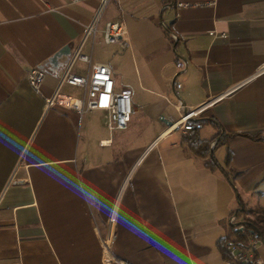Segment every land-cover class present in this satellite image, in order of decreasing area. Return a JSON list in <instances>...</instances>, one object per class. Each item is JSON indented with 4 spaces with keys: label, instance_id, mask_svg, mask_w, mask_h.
<instances>
[{
    "label": "crops",
    "instance_id": "crops-1",
    "mask_svg": "<svg viewBox=\"0 0 264 264\" xmlns=\"http://www.w3.org/2000/svg\"><path fill=\"white\" fill-rule=\"evenodd\" d=\"M178 1L110 0L99 27L119 22L126 43L93 59L100 31L81 47L131 91L134 118L110 131L101 110L46 105L69 58L52 56L72 53L99 0H0V264H230L220 246L239 230L237 202L264 194V139L243 135L264 138V0ZM73 87L58 90L81 97ZM199 106L201 127L184 132L183 109Z\"/></svg>",
    "mask_w": 264,
    "mask_h": 264
},
{
    "label": "built area",
    "instance_id": "built-area-1",
    "mask_svg": "<svg viewBox=\"0 0 264 264\" xmlns=\"http://www.w3.org/2000/svg\"><path fill=\"white\" fill-rule=\"evenodd\" d=\"M70 1L75 3L79 0ZM109 2L110 0H99L98 6L92 14L90 21L83 26L82 35L70 54L59 77L57 89L46 98V105L65 106L75 110L79 114H83L88 110H101L104 112L105 125L110 131H113L125 129L131 121L132 114L135 112L131 102V91L126 88L116 90L111 75V68L107 64L91 63V56L81 52V47L84 42L90 39L93 45L100 31L102 32V40L104 43H126V31L119 22L107 21L102 30L99 27L101 17ZM215 4L216 0H198L193 2L181 0L177 2L178 6H214ZM210 34L214 37L217 35L222 38L226 37L224 33L218 34L215 30L210 31ZM75 60H81L88 64V70L85 74L81 75L72 70ZM44 76L45 71L42 68L34 67L28 73V81L34 89L38 90ZM62 83L82 88V96L73 97L61 94L58 89ZM177 87H180V84H178ZM200 108V106L190 108L185 113H182L177 124L184 132L196 130L201 127V123L193 120L197 116ZM231 220L232 222L235 221V217H232ZM108 221L109 229H111L114 223V216H110ZM262 244L264 243H262L261 239L256 237L249 240V247L245 251H242L232 241L225 242L223 248L229 256H231L232 261L245 262L248 264H264V257L259 255L255 256L258 247ZM120 264L129 263L120 262Z\"/></svg>",
    "mask_w": 264,
    "mask_h": 264
},
{
    "label": "trees",
    "instance_id": "trees-1",
    "mask_svg": "<svg viewBox=\"0 0 264 264\" xmlns=\"http://www.w3.org/2000/svg\"><path fill=\"white\" fill-rule=\"evenodd\" d=\"M194 130L189 131L192 133ZM246 137L252 138L254 140H262V136L260 134H249L244 133L243 134ZM189 147L193 153L196 155L201 156L202 158H206L205 165L211 169V170H221L225 177L228 178L230 181H232V178L230 176V171L227 169L222 168V166L219 165L217 160L214 158L213 154L210 152V142L211 140H202L200 139L197 134H191L189 137ZM220 143V141H219ZM230 162V152H227L226 158H225V165H228ZM240 203V200H239ZM241 206V207H240ZM240 206L237 207L236 211V219L245 222L242 226L241 230L235 231V239L232 241L235 245H237L242 251H245L249 247V240L256 237H262L264 238V206H258L254 208V217H248L244 215V208H242V205L240 203ZM253 231V232H252ZM221 252L223 257L229 261L230 264H248L245 262H235L232 261L231 256L225 251L223 246H220ZM255 256H258L257 253H255Z\"/></svg>",
    "mask_w": 264,
    "mask_h": 264
},
{
    "label": "rangeland",
    "instance_id": "rangeland-1",
    "mask_svg": "<svg viewBox=\"0 0 264 264\" xmlns=\"http://www.w3.org/2000/svg\"><path fill=\"white\" fill-rule=\"evenodd\" d=\"M103 46H107L105 43L103 44H97L95 43L94 44V48H93V59L99 57L100 55H102L104 53V49ZM110 46H112V44H110ZM81 61L79 60H75L74 62V70H76L78 67H79V71L81 73H85L87 71V67L88 65L86 63H79ZM73 89L75 90L74 94L77 95V96H82L83 94V90L82 88L80 87H73ZM132 118H134V115L132 114ZM132 135H130V138H131ZM135 142L138 143V141H140L141 139H143L144 135H139L138 132L135 131ZM261 189H264V183H262V186H261ZM248 199L249 201H247L246 203H244L245 205V208L247 209H244V215L245 216H248V217H251L253 218L254 217V212L252 209L256 204H259L258 206H261V205H264V194L262 193H258V192H252L251 194L248 195ZM239 203V202H237ZM240 205V203H239ZM258 206H255L254 208L258 207ZM238 209V208H237ZM233 217H236V216H233ZM236 226H243V225H236Z\"/></svg>",
    "mask_w": 264,
    "mask_h": 264
},
{
    "label": "water",
    "instance_id": "water-1",
    "mask_svg": "<svg viewBox=\"0 0 264 264\" xmlns=\"http://www.w3.org/2000/svg\"><path fill=\"white\" fill-rule=\"evenodd\" d=\"M70 54H71V51H70V48H69V46H64L63 48H61L58 52H56L53 56H52V58H51V61L53 62V63H56L57 62V60L61 57V56H70ZM187 111V109H183V112L185 113ZM194 121H195V119H193ZM240 206V205H239ZM241 207V206H240ZM244 223L245 222H238L237 223V225L239 224V225H244ZM238 229L239 230H241L242 229V226H239L238 227ZM253 232V231H252ZM260 239H261V241H262V243H264V238H262V237H260Z\"/></svg>",
    "mask_w": 264,
    "mask_h": 264
}]
</instances>
